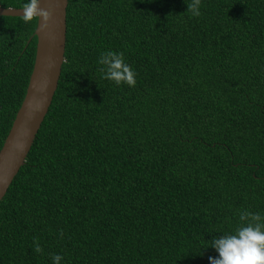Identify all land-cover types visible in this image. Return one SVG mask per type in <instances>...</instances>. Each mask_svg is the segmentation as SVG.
Masks as SVG:
<instances>
[{"label": "trees", "instance_id": "16d2710c", "mask_svg": "<svg viewBox=\"0 0 264 264\" xmlns=\"http://www.w3.org/2000/svg\"><path fill=\"white\" fill-rule=\"evenodd\" d=\"M190 3L67 0L57 88L0 201V264H209L241 212L264 217V0ZM36 21L0 15V148ZM109 50L134 87L101 77Z\"/></svg>", "mask_w": 264, "mask_h": 264}, {"label": "water", "instance_id": "95a60500", "mask_svg": "<svg viewBox=\"0 0 264 264\" xmlns=\"http://www.w3.org/2000/svg\"><path fill=\"white\" fill-rule=\"evenodd\" d=\"M51 11L47 27L36 17L35 56L25 94L0 148V201L24 164L41 122L51 104L64 61L67 0H40ZM22 7H1L0 15L21 16Z\"/></svg>", "mask_w": 264, "mask_h": 264}, {"label": "clouds", "instance_id": "9594fccd", "mask_svg": "<svg viewBox=\"0 0 264 264\" xmlns=\"http://www.w3.org/2000/svg\"><path fill=\"white\" fill-rule=\"evenodd\" d=\"M40 0H24L22 4V19L25 23L34 18H42L44 23L41 30L47 27V21L51 17V11L39 6ZM201 0H191L187 4V10L193 17L201 15ZM97 63L101 65V77L114 82L117 86L126 84L134 87L136 84L135 70L125 62L120 52L106 51L100 54ZM239 220L243 223L234 234L213 237L208 247L218 254L217 257H208L209 264H264V217L259 213L243 211L239 214ZM34 250L41 252L40 245L33 239ZM52 264H60L63 257L53 254Z\"/></svg>", "mask_w": 264, "mask_h": 264}]
</instances>
